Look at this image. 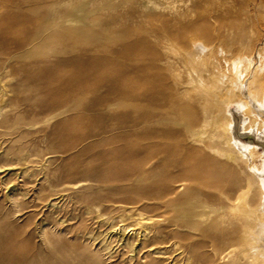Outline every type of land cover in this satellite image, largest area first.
I'll list each match as a JSON object with an SVG mask.
<instances>
[{
	"label": "bare ground",
	"instance_id": "6f19581e",
	"mask_svg": "<svg viewBox=\"0 0 264 264\" xmlns=\"http://www.w3.org/2000/svg\"><path fill=\"white\" fill-rule=\"evenodd\" d=\"M0 2L45 9L59 38L66 32L78 41L104 39L95 26L79 27L88 9L105 5L102 0ZM136 4L155 12L163 1ZM193 12L199 17L188 20ZM175 22L158 43H143L142 73L131 67L130 78H143L146 97L142 123H136L145 130L141 141L108 145L110 158L91 162L79 185L58 189L60 179L49 182L54 195L80 188L74 190L80 213H58V223L39 224L40 246H31L28 223L10 221L21 218L26 191L0 176V264H264V154L242 139L253 133L264 144V0H192ZM0 33L18 42L6 36L9 27ZM170 37L181 47L167 43ZM39 38L32 36L25 52L42 46L41 53H49L55 41ZM124 70L117 74L127 75ZM5 78L0 74V126L6 134L19 123L6 114ZM166 104L171 115L163 111ZM131 117L135 122L136 113ZM29 156L19 149L16 160ZM109 206L113 214L103 212Z\"/></svg>",
	"mask_w": 264,
	"mask_h": 264
},
{
	"label": "rangeland",
	"instance_id": "374dc122",
	"mask_svg": "<svg viewBox=\"0 0 264 264\" xmlns=\"http://www.w3.org/2000/svg\"><path fill=\"white\" fill-rule=\"evenodd\" d=\"M102 1L105 5L88 9L86 22L79 24L80 28L95 26L99 29L104 39L96 43L78 41L66 32L59 38L54 16L45 9L33 12L25 8H8L5 2H0V32L9 27L8 39L18 40L10 43L0 33V74L6 76L8 86L6 114L10 123H19L6 134L0 126V165L4 166L0 176H4L3 179L11 183L9 185L15 184L26 191L20 198L23 214L18 212L16 216L21 218L10 221L16 225L28 223L31 246H40L36 236L39 224L52 226L58 223V213L68 217L80 213V203L76 202L74 192L80 188L63 196L54 195L50 181L60 179L62 185L58 189L67 183L79 181L76 184L79 185L87 178L86 169L91 162L110 158L108 145L141 141L145 130L136 123H142L138 116L142 114L146 97L143 96V78L131 79V67L134 74L142 73L140 65L147 56L143 43L156 44L168 29H174L176 14L192 0H161V9L155 12L142 10L136 4L139 0ZM198 17L199 14L193 12L187 19ZM9 19H15L14 25L8 24ZM35 35L44 38V42L55 41L46 55L41 53L42 46L35 52H25L29 39ZM174 39L170 37L167 43L181 47ZM35 43L42 44L43 40ZM119 67L128 70L127 75L117 74ZM171 72V79L177 78L176 71ZM76 102H80V106L71 108ZM230 105L235 108V99L230 100ZM163 108L171 115V104ZM134 112L137 119L132 122ZM254 135L247 133L242 139L253 141L258 152L264 154L263 142ZM19 149H27L29 159L16 160ZM100 152H104L103 158H98ZM2 188L0 183V194ZM0 202H3L1 198ZM102 209L106 214L114 212L111 206ZM98 225L96 230L104 228Z\"/></svg>",
	"mask_w": 264,
	"mask_h": 264
}]
</instances>
